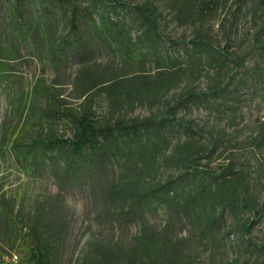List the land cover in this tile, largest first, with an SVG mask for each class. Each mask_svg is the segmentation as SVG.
<instances>
[{
    "label": "trees",
    "instance_id": "obj_1",
    "mask_svg": "<svg viewBox=\"0 0 264 264\" xmlns=\"http://www.w3.org/2000/svg\"><path fill=\"white\" fill-rule=\"evenodd\" d=\"M7 1V7L13 11L16 32H22L27 45L31 46L30 41L41 42L35 46L37 51L45 54L57 71L76 60L80 67L77 79L86 81L78 90V98L86 97L75 111L67 108L54 90L43 85L37 87L34 101L44 99L43 113L35 115L32 110L29 118L20 119V128L26 133L44 120L48 131L44 137L37 132L28 148L33 155L39 154L50 159L51 165L56 164L53 170L63 179L76 180L108 165H119L122 178L111 186L108 196L121 206L117 212L121 220H140L143 224L135 246L112 249L93 242L81 264H184L171 237L144 223L146 213L154 206L177 211L197 241L210 248L218 247L224 236L249 233L256 222H241V214L246 211L260 216L258 200L252 192V175L237 166H227L219 173L197 168L198 160L204 155L210 158L219 141L210 139L208 145L194 143L192 138L203 134L190 121L175 118L172 111L203 104L216 113L235 114L238 97L232 88L234 83L225 84L221 78L232 73L230 63L238 66L234 58L200 31L190 40L167 38L159 24L158 9L151 1L131 5L118 0H44L36 14L24 0ZM201 5L181 6L178 16L191 20L194 8L201 13ZM244 5H248L254 17L264 12V0H244ZM255 38L259 60L264 62V25ZM101 49L118 57L136 73L126 77L97 67L96 56ZM6 59H11V50L0 42V73L6 70ZM203 65H209L216 75L208 91L201 94L192 89L183 91L160 118L135 117L129 121L108 118L104 123L95 119L93 100L97 92L106 94L115 108L142 103L157 105L183 82L186 74L198 73ZM148 66L154 74H145ZM56 121L70 125L72 139L53 131L52 124ZM177 132L188 139L173 144L171 137ZM10 146L17 159L28 165L31 154L26 146L13 140ZM160 165L173 167L178 174L163 183L146 181L144 176L153 177ZM133 170L138 176L131 181L125 175ZM171 192L174 196H170ZM1 205L0 218L7 224L1 241L13 246L22 240L29 247L30 261L57 264L54 254L58 238L46 235L37 222L20 226L15 216H8L4 203ZM35 216L38 220L41 211ZM227 217H232L234 223L225 232ZM4 254L0 250V262Z\"/></svg>",
    "mask_w": 264,
    "mask_h": 264
},
{
    "label": "rangeland",
    "instance_id": "obj_2",
    "mask_svg": "<svg viewBox=\"0 0 264 264\" xmlns=\"http://www.w3.org/2000/svg\"><path fill=\"white\" fill-rule=\"evenodd\" d=\"M24 1L35 14L45 3L44 0ZM118 1L131 5L151 1L158 9L159 24L167 38L190 40L200 31L234 58L238 66L230 63L232 73L221 78L225 84L234 83L232 88H235L238 97L235 114L216 113L203 104L172 111L175 118L190 121L199 134H203L192 138L194 143L208 145L210 139L219 141L218 149L210 158L202 156L195 164L197 168L218 173L227 166L246 169L252 175V192L260 209V216L246 211L240 216L241 222H256L249 233L240 237L232 234L224 236L216 248L200 244L185 219L177 211L163 206L152 207L146 213L144 223L153 231L171 237L184 264H264V62L259 60L255 38L264 25V12L254 17L248 5H244V0H217L218 4L216 1L212 3L213 0ZM190 2L194 7L202 4L199 7L203 8L201 13L194 8L191 20L180 18L179 9L181 6L188 8ZM8 4L7 0H0V42L11 50V59H6V70L0 73V208L4 203L8 216H15L21 222L20 226L37 222L46 235L57 237L59 246L54 254L57 264H81L89 244L93 242L112 249L135 246L142 222L121 220L117 215L121 206L108 196L111 186L122 178L119 165L91 171L80 179H63L56 176L53 170L56 164L51 165L50 159H43L39 154L33 155L32 149L28 148L37 132L44 137L48 131L44 120L32 131L23 133L20 128V119L29 118L32 110L36 111L35 115L43 113L44 99H39L38 103L34 101L37 87L43 85L54 90L64 105L75 111L86 97L78 98V90L80 86H85L86 81L77 79L80 67L76 60L57 71L46 55L37 51L35 46L41 42L33 44L30 41L31 46L27 45L22 32H16L13 11L7 7ZM96 65L111 69L120 76L126 74L122 76L129 77L136 73L103 49L97 53ZM214 73L209 65H203L198 73L186 74L183 82L157 105L142 103L115 108L106 94L97 92L93 100L95 119L104 123L108 118L112 121L116 118H124V121L135 117L160 118L169 106H174L183 91L207 92L215 81ZM145 74H154L151 66ZM19 104L22 110H18ZM52 127L58 136L65 139L74 136L67 123L56 121ZM186 139L187 136L180 132L171 137L173 144ZM11 140L26 146L27 153L31 154L28 165L17 159L15 150L10 146ZM3 150L6 152L3 153ZM177 174L173 167L160 165L153 177H144L146 181L163 183ZM137 176L136 170L125 175L131 181ZM170 196L174 194L171 192ZM38 210L42 216L36 220ZM5 222L0 218V250L5 251L0 264H35L30 261L29 247L22 240L16 241L13 246H6L1 241L7 231ZM233 223L232 217H227L224 231Z\"/></svg>",
    "mask_w": 264,
    "mask_h": 264
}]
</instances>
